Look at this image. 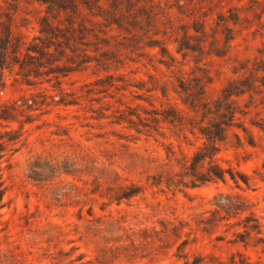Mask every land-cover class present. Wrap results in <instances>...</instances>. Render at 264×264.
I'll list each match as a JSON object with an SVG mask.
<instances>
[{
    "label": "rangeland",
    "instance_id": "1",
    "mask_svg": "<svg viewBox=\"0 0 264 264\" xmlns=\"http://www.w3.org/2000/svg\"><path fill=\"white\" fill-rule=\"evenodd\" d=\"M257 1L258 6L251 0H143L139 6L147 7V14L138 15L124 29L114 27L101 34L110 42V47L100 45L102 51L113 50L120 60L109 69L97 67L94 61L86 70H77V52L68 51L76 71L63 78L61 85L48 81L52 75L31 78L27 84L5 72L4 82L0 80V105L37 93L59 95L58 89L76 97L82 85L109 75L118 77L115 84L129 89L110 88L93 95L96 101L52 106L46 113H33L31 122L20 114L18 122L4 123V130L20 131L21 138L5 156L4 166L10 165V170L5 171L9 189L0 223V264H184L196 256L229 262L234 254L264 264V103L260 96L235 98L242 112L236 123L248 134L233 129L230 144L217 157L218 164L233 170L238 184L227 175L226 182L183 192L154 186L160 177L174 179L180 171L176 159L191 156L201 142L167 123L142 134L127 124L113 123L116 110L127 107L148 117L138 110L139 105L148 110L152 104L157 109L186 111L177 94L179 82L202 76L200 70L211 77L207 101L241 78L235 68L264 58V0ZM253 6L259 15H254ZM233 8L244 19L241 26L229 25L236 39L229 49L222 42L212 47L218 15ZM43 16L45 8L37 3L0 0V33L3 25L11 26L14 37L28 44L39 35ZM65 19L63 14L50 18L55 25L63 21L62 28L69 26ZM196 24L205 25L209 35L203 38L205 52L178 53L179 43L195 34ZM152 41L161 42L174 61L158 54L159 47L149 48ZM190 44L196 42L190 40ZM215 48L226 56L210 53ZM161 85L168 96L157 91V98H151L147 88ZM102 112L106 117L98 119ZM233 133L240 135V147H234ZM239 176L248 177L249 185ZM132 184L141 188L137 196L120 204L112 200L120 187ZM220 195L241 199L260 222L261 234L251 233L241 242L244 229L237 224L248 213L229 217L216 213Z\"/></svg>",
    "mask_w": 264,
    "mask_h": 264
},
{
    "label": "trees",
    "instance_id": "2",
    "mask_svg": "<svg viewBox=\"0 0 264 264\" xmlns=\"http://www.w3.org/2000/svg\"><path fill=\"white\" fill-rule=\"evenodd\" d=\"M24 1L44 6L46 16L40 19L39 35L34 37L28 44L20 38L14 37L11 26H2L0 33V80L2 82H4L6 71L10 75L16 74L17 77H21L27 84L32 83L31 78L52 75L53 79L48 81L55 80L57 85H61L63 78L69 76L76 69L86 70L94 61L97 67L107 70L113 63H118L120 60H117L116 53L113 50L102 51L100 45L110 47V42L102 38L101 34L107 35V31L113 30L114 27L118 31L124 29L126 23L133 22L138 18V15H145L148 12L147 7L139 6V3L143 0ZM251 1L254 6L259 5L257 0ZM254 6L251 7V10L254 15H259ZM61 14L65 15V20L69 26L64 25V28H62L63 21L60 20V25L51 23V17L56 19ZM243 20L239 9L236 8L230 9L228 14L220 13L215 21L218 29L211 36L213 38L210 43L211 46L214 47L215 44L222 42L226 48H230V43L236 39V32L229 25L241 26ZM76 24L77 27H75ZM204 26L203 24H196L193 28L195 34L187 35L186 40L179 43L178 53L192 51L202 54L205 52L204 44L207 43V40H203V38L209 35ZM223 27L224 29L221 30ZM219 35H223V39L219 38ZM91 37L95 41L89 40ZM190 40H194L196 44L191 46ZM148 47L151 49L159 47L158 54L163 57L168 56L174 61V57L170 55L168 49L161 42L152 41L151 44H148ZM68 51L77 52L76 69L71 65L73 57L68 54ZM90 51L94 55H90ZM210 53L220 58L226 56L221 48H215ZM165 65L168 66L166 62ZM200 71L203 73L202 76L195 77L188 83L185 81L179 82L181 90L177 91V94L186 107V111L175 107L157 109L152 104L153 109L148 110L145 106L139 105L138 110H143L148 116L144 117L137 109L131 107H127L126 110H116L118 116H116L113 123L118 125L127 124L138 134L147 132V129L158 128L161 123H167L174 125V128L190 133L196 140L201 142L191 156L176 159L180 171L174 175V179L170 177L163 181L160 177V179L155 180L154 186L165 185L169 190L173 189L174 192H183L184 189H193L212 182H226L227 175L238 184L233 170L225 169L218 164L217 157L223 148L230 144L229 138L233 129H242L244 133L248 134L246 128L236 123L238 115L242 112L235 98L249 94L252 98L253 96H260L261 102L264 103V58H257L253 62L249 61L241 64L240 68H235L234 73H241L242 77L230 82L220 91V95L212 101L205 99L206 88L211 83V77L207 71ZM116 78L118 77L115 75H109L105 79L100 78L95 82L84 84L80 87L76 97H74L76 94H68L57 88L60 91L59 95L48 96V94L37 93L0 105V223L2 211L8 205L6 195L9 188L5 179V171L10 170V165L4 166L6 151L8 148L16 146L21 138L20 131L4 130V123L18 122V115L20 114L26 117V122H31L33 113H46L52 106L79 105L78 103L82 99L96 101L92 98L93 95L106 93L110 88H116L117 90L129 89L127 85L118 86L115 84ZM14 82L17 83L18 79L15 78ZM99 86L103 89H100ZM157 91H161L164 97L168 96L166 88L162 85L147 88V92L152 95L151 98H157L154 94ZM105 117L106 115L102 112L98 119H104ZM233 136L236 141L234 147H240L242 145L240 135L233 133ZM63 173L72 174L69 170H64ZM239 177L246 185H249L250 179L248 177ZM119 189L120 192L115 193L112 197V200L118 204L123 200L137 196L141 192V188L134 184ZM219 198L222 202H218L216 213L222 212L228 217L248 213L244 202L238 197L220 195ZM237 225H241L244 229V234L239 235L243 243H245L244 236L251 233L259 235L262 231L260 222L251 212ZM237 257H239V260H237ZM213 261L212 259L207 261V257L196 256L191 261L185 260L184 264H253L242 254L232 255L229 262Z\"/></svg>",
    "mask_w": 264,
    "mask_h": 264
}]
</instances>
